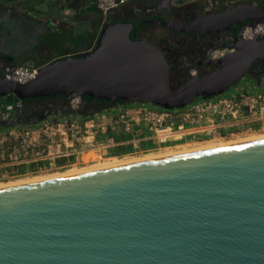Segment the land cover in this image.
<instances>
[{
	"label": "water",
	"instance_id": "95a60500",
	"mask_svg": "<svg viewBox=\"0 0 264 264\" xmlns=\"http://www.w3.org/2000/svg\"><path fill=\"white\" fill-rule=\"evenodd\" d=\"M244 20L264 21V4L147 19L183 32ZM134 25L108 20L89 50L41 64L25 82L0 78V95L177 107L227 90L264 60V37H241L242 24L231 50L206 61L215 68L173 87L164 51L132 38ZM0 264H264V137L1 185Z\"/></svg>",
	"mask_w": 264,
	"mask_h": 264
},
{
	"label": "built area",
	"instance_id": "2783aa9c",
	"mask_svg": "<svg viewBox=\"0 0 264 264\" xmlns=\"http://www.w3.org/2000/svg\"><path fill=\"white\" fill-rule=\"evenodd\" d=\"M123 1L93 0V3L105 12ZM254 35L264 37V21L245 23L241 28V37L250 38ZM230 50L231 47L226 44L217 46L212 49L211 58L217 59ZM38 67L29 64L6 67L4 76L25 82L36 74ZM191 73L195 74V69ZM80 102L81 96L74 95L69 98L68 106L73 109ZM15 104L20 105V101ZM71 118L45 119L43 123L32 126L11 127L7 134L2 135L0 143L10 144L14 156L22 154L20 161H25L51 155L52 158L95 147L110 149L125 146L134 152H142L160 146L173 147L263 131L264 75L260 80L245 79L243 83L232 85L218 94L199 95L183 106L164 107L149 102H126L112 108L109 113L100 110L90 118ZM40 137L47 138V142L37 150ZM18 148H22L23 152L18 153ZM4 150L1 146L0 154L5 153Z\"/></svg>",
	"mask_w": 264,
	"mask_h": 264
},
{
	"label": "flooded vegetation",
	"instance_id": "af4514ba",
	"mask_svg": "<svg viewBox=\"0 0 264 264\" xmlns=\"http://www.w3.org/2000/svg\"><path fill=\"white\" fill-rule=\"evenodd\" d=\"M239 2L253 1H231L228 4L223 5L224 7L213 9H205L201 5L198 6L197 9H194L192 8L193 4L187 3V1L170 3L169 0H163V2L160 0L158 4L150 7L149 15H146L145 17L159 15L161 18L172 19L175 21L190 20L200 12L223 10ZM256 2L260 5L264 4V0H257ZM120 7L117 10L113 9L108 12V15H113L112 17H114L115 21L118 19L125 20L126 11L124 8L129 6L127 4H121ZM146 21L137 29L133 26L131 32L135 38H145L160 46L164 51L170 64L169 83L173 87L177 86L189 75H192V69H195V74H201L207 70L215 68L214 64L206 62L207 60L212 59V49L228 42H232L238 34L241 25L247 22L244 20L242 22L232 23L217 31L183 32L175 28H169ZM8 46L9 45H7L3 39H0V78L4 77L6 67L18 65V63L14 62V57L10 55ZM257 72L260 73V76L264 75V60H258L252 63L249 71L244 76L257 79ZM81 102L83 103L82 112L72 113L69 110L70 108L63 95L57 94L33 97L31 100L21 101L17 109H11L6 116L2 117V119L6 120L8 118L16 117L15 126H28L39 122L42 123L49 115L57 118L58 116L65 118L66 116L71 115L72 117H76V120H80L83 119L84 116H88L90 113L102 110L110 105L126 103L120 98L114 100L102 98L85 99L83 96H81ZM57 113L61 114L55 115ZM0 126L4 125L0 124ZM62 156L66 155H59L58 158ZM64 158L66 157L61 159Z\"/></svg>",
	"mask_w": 264,
	"mask_h": 264
},
{
	"label": "crops",
	"instance_id": "0c3cea01",
	"mask_svg": "<svg viewBox=\"0 0 264 264\" xmlns=\"http://www.w3.org/2000/svg\"><path fill=\"white\" fill-rule=\"evenodd\" d=\"M22 1H12L16 8L13 14L7 15L5 11L2 13L0 10V28L5 29L0 34L7 32L13 36V29L17 28V22L23 18H27L23 20L28 22L29 27H33L27 36L22 38V33L14 30L19 33V36L16 39L12 37L14 43L10 41L8 44V51L14 57V62L18 64L27 59H31L34 63L44 64L65 53L86 51L95 44L104 24L114 18L111 14L100 12L91 3L92 0ZM159 1L130 0L122 4L129 6L124 8L125 20L135 21L145 17L147 14L144 11H150V7L158 4ZM169 2L175 3L174 0H169ZM19 6L22 7L17 8Z\"/></svg>",
	"mask_w": 264,
	"mask_h": 264
},
{
	"label": "rangeland",
	"instance_id": "374dc122",
	"mask_svg": "<svg viewBox=\"0 0 264 264\" xmlns=\"http://www.w3.org/2000/svg\"><path fill=\"white\" fill-rule=\"evenodd\" d=\"M21 2H23L22 0H20ZM130 0H124L123 2H121V4H125ZM175 3H180L182 1H187V3H192V8L197 9L198 6H203L205 9H213V8H217V7H224L223 5L228 4L231 1H239V0H174ZM248 1H253L256 2L257 0H248ZM117 5L115 8H112L110 10L113 9H119L120 5ZM40 6V5H38ZM22 6H19L17 8H21ZM39 8V7H38ZM0 10L5 11L4 13H6L7 15L9 13L13 14L16 11V8L14 7V3L12 1L10 2H2L0 4ZM98 10L100 12H102L103 14H108V11H102L101 9L98 8ZM147 15H149V10L146 12V10L144 11ZM38 14V13H37ZM23 19H27V18H23ZM23 19L19 20L16 24L17 28L13 29V36L7 32H2L0 34V39H3L4 42L8 45L10 43V41L12 42V44L14 43L13 39H16L17 36H19L18 32L22 33V37L27 36V33L29 32V30L31 31V29H33V27H29L28 26V22H25ZM35 28V27H34ZM37 28V27H36ZM14 30H18V32H14ZM39 30V29H37ZM1 31H5V29L0 28V32ZM13 37V39H12ZM18 46V44H17ZM66 54H71L69 53H65L63 55ZM62 55V56H63ZM61 57V56H60ZM53 60V59H51ZM48 62V61H47ZM20 64H29V65H34V66H39L40 64L43 63H34L31 59H27L25 60L23 63ZM18 64V65H20ZM16 66V65H15ZM248 76H243L241 79H239L234 85H239L241 83H243V81L245 79H248ZM114 107H119V105L114 104V105H110L104 109H102L104 112H108L114 108ZM9 109H11V107H9ZM109 110V111H106ZM8 112L10 111H5L0 109V118L6 116L8 114ZM98 111L94 112L97 113ZM61 113H57L55 115H58ZM93 116L92 114H89L88 116H84L83 119L85 118H90ZM72 116H66L65 118H71ZM57 117H54L52 115H49L48 117H46L47 119H54ZM58 118L63 119L62 117L58 116ZM108 117L104 118L103 120L107 119ZM43 123V122H42ZM33 125V124H32ZM32 125H28V126H32ZM25 125L22 126H15V125H4V126H0V138H2V135L7 134L8 131L10 129H12L11 127H23ZM27 126V125H26ZM4 128V130L2 129ZM251 134V135H250ZM258 134H264V133H245V134H237L235 136L232 137H228V138H220V139H208V140H203V141H195V142H189V143H184V144H180L177 146H160L158 148L155 149H149V150H144L142 152H134L132 151L131 148L129 147H125V146H114L110 149H99L98 147L95 148H87L84 149L80 152H75V153H67L66 156H62L59 157L58 156H53L52 158L46 157V158H35L34 159H29V160H25V161H20L23 157V155H19L17 157L14 156V151L12 149V146L8 143H3L0 145L3 146L5 148V153L0 154V183H10V182H16V181H21V180H28V179H34V178H38V177H44V176H48V175H53L56 173H63L69 170H77V169H82L84 167H90L93 166L95 164H100V163H104L107 160H112V159H131V158H136V157H140L143 156L145 154H150V153H167L169 152H177L178 150L181 151L182 148L187 149V150H192L193 148L195 149V147H205V146H209V145H214L215 144H220L229 140H235L236 138H245L247 136H254V135H258ZM100 133L97 134V138L99 137ZM40 144L37 150H40L45 142H47V138L45 137H40ZM222 141V142H221ZM204 145V146H203ZM197 149V148H196ZM68 149L65 150V152H67ZM22 148H18V153H22ZM63 157H66L64 159H61ZM25 158H34V156H26ZM50 161H52L53 163H51Z\"/></svg>",
	"mask_w": 264,
	"mask_h": 264
},
{
	"label": "bare ground",
	"instance_id": "6f19581e",
	"mask_svg": "<svg viewBox=\"0 0 264 264\" xmlns=\"http://www.w3.org/2000/svg\"><path fill=\"white\" fill-rule=\"evenodd\" d=\"M252 133H264V130L263 131H259V132H252ZM260 137H264V134H258V135H254V136H247L245 138H239V139L236 138L235 140H229V141H226V142H223V143H220V144L218 143V144H215V145H221V144L238 142V141L249 140V139H255V138H260ZM215 145L213 143V145H209V146H215ZM209 146H205V147H209ZM196 148L198 149V147H195V149ZM183 151H188V150L182 148L181 151L178 150L177 152H169L168 151L167 153L166 152L165 153H150V154L147 153V154H145L143 156H140V157L131 158V159H125V160L124 159H118V158L112 159V160L110 159V160H107L104 163H100V164L98 163V164H95V165L90 166V167H84L82 169H77V170H75V169L74 170H69V171H66V172H63V173H56V174L48 175V176H44V177L56 176V175L67 174V173H72V172H78V171H83V170H88V169H94V168H99V167H104V166H109V165H114V164H119V163H124V162L139 161V160H144V159H148V158H153V157H158V156H163V155H168V154H173V153H178V152H183ZM44 177H38V178H34V179H39V178H44ZM28 180H33V179H28ZM28 180H21V181H16V182L13 181V182L6 183V184H12V183H17V182H22V181H28ZM6 184H4V183L1 184L0 183V186L1 185H6Z\"/></svg>",
	"mask_w": 264,
	"mask_h": 264
},
{
	"label": "trees",
	"instance_id": "16d2710c",
	"mask_svg": "<svg viewBox=\"0 0 264 264\" xmlns=\"http://www.w3.org/2000/svg\"><path fill=\"white\" fill-rule=\"evenodd\" d=\"M10 1H13V0H0V3L2 2H10ZM91 3L95 6V4L93 3V0L91 1ZM161 18V16L159 15H154V16H148L147 18L146 17H142L140 19H137L134 21L135 25H134V28L137 29L139 27H141L142 24H144V22L148 19V18ZM109 21L111 22H114L115 19L114 18H111ZM248 21V20H246ZM148 22V21H146ZM130 36L132 38H135V36L132 34H130ZM83 97L85 99H91L93 97L87 95V94H84ZM33 97H26L24 99H20L19 97H17L16 95H14L13 93H9V94H6V95H0V109L2 110H5V111H10L11 109H17L18 108V105L15 104L16 101H24V100H31ZM9 107H11V109H9ZM9 113V112H8Z\"/></svg>",
	"mask_w": 264,
	"mask_h": 264
}]
</instances>
